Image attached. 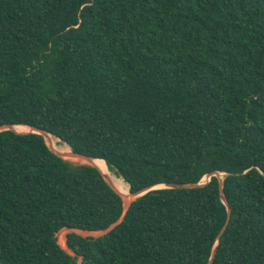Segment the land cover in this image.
<instances>
[{
    "label": "trees",
    "instance_id": "trees-1",
    "mask_svg": "<svg viewBox=\"0 0 264 264\" xmlns=\"http://www.w3.org/2000/svg\"><path fill=\"white\" fill-rule=\"evenodd\" d=\"M3 124L232 217L3 130L0 264H264V0H0Z\"/></svg>",
    "mask_w": 264,
    "mask_h": 264
},
{
    "label": "water",
    "instance_id": "water-1",
    "mask_svg": "<svg viewBox=\"0 0 264 264\" xmlns=\"http://www.w3.org/2000/svg\"><path fill=\"white\" fill-rule=\"evenodd\" d=\"M16 125L17 124H3V125H0V131H3V130H14V131H17V132H22V133H26V132H36V133H39V134L43 135L44 139L46 140V143H47L48 147L57 156L65 159V160H66V158H65L66 156L79 157V158L85 159L88 162V163H83V164H89V165H92V166L97 167L99 169V167L93 161L95 158H93V157H91L89 155L83 154V153H78V152L73 151L68 144L67 145L70 147V151H68L66 153H61V152L57 151L51 144L48 143L46 137H47V134L49 132H47L45 129L38 128L36 126H28L29 127V130L28 131H19L18 129H16V127H15ZM49 134H51V133H49ZM99 170L102 173V175L104 176V178L106 179V181L109 183V185L122 197L123 194L115 186V184L113 182V179L109 175L105 174L101 169H99ZM225 174H226L225 172H220V171H217L216 170V171L207 173L205 175V177L201 181H199V182H192V183H166V184H160V185H153L151 187H148V188L139 190L138 192H134V193L130 192V194L132 196V199L130 200L129 206L131 205V203L135 199H137L138 197L144 195L145 193H147L148 191H150L152 189H157V188H162V187H170V188H194V187H199V186H203V185L207 184L211 180V178L213 176H217L219 178V182H220V192H221L222 200L225 203V205L227 206V218H226V221H225V223H224L221 231L219 232V234L217 236V239L219 240L221 238L222 234L226 231V229H227V227H228V225L230 223L231 217H232V208H231V205H230L228 199L226 198V196L224 195V175ZM133 197H135V199ZM122 219H123V216L112 227H110L105 232L109 231L116 224H118L119 222H121ZM63 248L69 254L75 255V252L72 251L71 249H69L67 246H64ZM215 256H216V247H214V249L212 250L211 257H210L209 261L207 262V264H212L213 261H214Z\"/></svg>",
    "mask_w": 264,
    "mask_h": 264
},
{
    "label": "bare ground",
    "instance_id": "bare-ground-1",
    "mask_svg": "<svg viewBox=\"0 0 264 264\" xmlns=\"http://www.w3.org/2000/svg\"><path fill=\"white\" fill-rule=\"evenodd\" d=\"M15 127L16 129H19V130H26L27 128L29 129L27 125H21V124H17ZM47 138L50 144H51L50 142V138H51V140L54 143V146L52 144L51 145L57 151L61 153H66L70 151V147L66 143H60L61 142L60 139L55 137L54 135L48 133ZM65 158L67 161L71 163H88L85 159H82L79 157L66 156ZM93 161L99 167V169H101L105 174L109 175L113 179L115 186L122 192L123 194L122 199L124 202V206L127 207L130 203V200L132 199V196L130 194L129 185L108 167L104 159L95 158Z\"/></svg>",
    "mask_w": 264,
    "mask_h": 264
},
{
    "label": "rangeland",
    "instance_id": "rangeland-1",
    "mask_svg": "<svg viewBox=\"0 0 264 264\" xmlns=\"http://www.w3.org/2000/svg\"><path fill=\"white\" fill-rule=\"evenodd\" d=\"M29 129L27 128L26 130H19V131H28ZM62 143V142H60ZM74 164H77V163H74ZM135 199V197H133ZM129 206V205H128ZM125 207V209L128 208ZM72 231L71 229H68V228H65V229H62L61 231H59L57 233V237H58V242L64 247L66 246V234L68 232ZM76 231L77 233L81 234V235H84V236H98L99 234L102 233V231H93V232H88V231H82V230H74Z\"/></svg>",
    "mask_w": 264,
    "mask_h": 264
}]
</instances>
